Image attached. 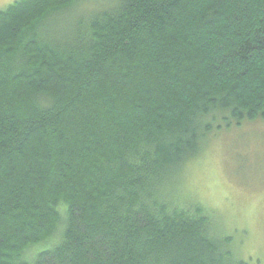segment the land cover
I'll return each instance as SVG.
<instances>
[{
    "label": "trees",
    "instance_id": "trees-1",
    "mask_svg": "<svg viewBox=\"0 0 264 264\" xmlns=\"http://www.w3.org/2000/svg\"><path fill=\"white\" fill-rule=\"evenodd\" d=\"M78 2L0 10V264H246L169 186L264 120V0Z\"/></svg>",
    "mask_w": 264,
    "mask_h": 264
},
{
    "label": "rangeland",
    "instance_id": "rangeland-1",
    "mask_svg": "<svg viewBox=\"0 0 264 264\" xmlns=\"http://www.w3.org/2000/svg\"><path fill=\"white\" fill-rule=\"evenodd\" d=\"M15 1L0 0V10ZM114 3L79 0L68 15L98 13ZM169 187L179 200L203 207L220 233L232 239L239 260L264 264V120L214 131Z\"/></svg>",
    "mask_w": 264,
    "mask_h": 264
}]
</instances>
